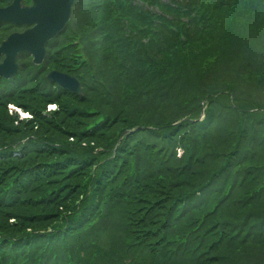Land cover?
I'll return each mask as SVG.
<instances>
[{"label": "trees", "instance_id": "obj_1", "mask_svg": "<svg viewBox=\"0 0 264 264\" xmlns=\"http://www.w3.org/2000/svg\"><path fill=\"white\" fill-rule=\"evenodd\" d=\"M19 63L0 264H264V0H75L43 64Z\"/></svg>", "mask_w": 264, "mask_h": 264}, {"label": "water", "instance_id": "obj_2", "mask_svg": "<svg viewBox=\"0 0 264 264\" xmlns=\"http://www.w3.org/2000/svg\"><path fill=\"white\" fill-rule=\"evenodd\" d=\"M74 0H33L32 6L13 0L0 8V24H22L27 26L23 32H13L0 44V78L9 79L18 73L17 56L29 53L34 64H41L46 56V46L67 25ZM50 82L78 94L83 98L82 86L78 78L56 70L47 75Z\"/></svg>", "mask_w": 264, "mask_h": 264}, {"label": "flooded vegetation", "instance_id": "obj_3", "mask_svg": "<svg viewBox=\"0 0 264 264\" xmlns=\"http://www.w3.org/2000/svg\"><path fill=\"white\" fill-rule=\"evenodd\" d=\"M25 4L32 5V2H31V0H25Z\"/></svg>", "mask_w": 264, "mask_h": 264}]
</instances>
